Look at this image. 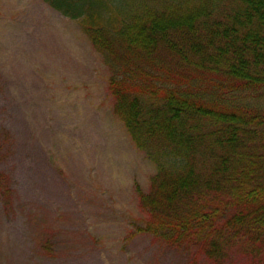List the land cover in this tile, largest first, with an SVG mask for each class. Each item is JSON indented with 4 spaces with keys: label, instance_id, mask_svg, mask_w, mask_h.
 <instances>
[{
    "label": "trees",
    "instance_id": "trees-1",
    "mask_svg": "<svg viewBox=\"0 0 264 264\" xmlns=\"http://www.w3.org/2000/svg\"><path fill=\"white\" fill-rule=\"evenodd\" d=\"M42 1L78 23L155 167L138 231L216 261L230 237L264 246V0Z\"/></svg>",
    "mask_w": 264,
    "mask_h": 264
},
{
    "label": "rangeland",
    "instance_id": "rangeland-1",
    "mask_svg": "<svg viewBox=\"0 0 264 264\" xmlns=\"http://www.w3.org/2000/svg\"><path fill=\"white\" fill-rule=\"evenodd\" d=\"M108 77L76 21L0 0V264H264L248 234L216 261L138 231L135 188L155 167L114 115Z\"/></svg>",
    "mask_w": 264,
    "mask_h": 264
}]
</instances>
